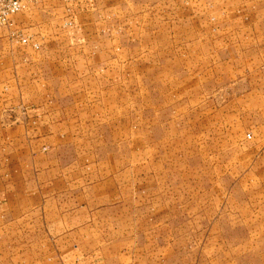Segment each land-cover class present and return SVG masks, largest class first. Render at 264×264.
<instances>
[{
	"label": "crops",
	"instance_id": "crops-1",
	"mask_svg": "<svg viewBox=\"0 0 264 264\" xmlns=\"http://www.w3.org/2000/svg\"><path fill=\"white\" fill-rule=\"evenodd\" d=\"M25 3L12 27H0V264H161L174 254L156 255L162 235H137L138 223L208 225L194 222L186 194L181 202L170 190L163 205L156 155L138 156L144 182L134 192L138 199L130 197L131 100L144 117L150 93L161 99L162 82H178L145 72L151 59L160 69L171 60L178 0ZM235 7L250 26L203 31L232 36L239 50L256 52L251 64L264 68V0H235ZM12 29L40 48L11 39ZM250 83V98L264 99V75ZM137 125L144 134L138 146L145 148V125ZM131 210L138 215L132 221ZM147 211L151 217L139 216Z\"/></svg>",
	"mask_w": 264,
	"mask_h": 264
},
{
	"label": "rangeland",
	"instance_id": "rangeland-1",
	"mask_svg": "<svg viewBox=\"0 0 264 264\" xmlns=\"http://www.w3.org/2000/svg\"><path fill=\"white\" fill-rule=\"evenodd\" d=\"M182 1L171 24L178 32L172 51H167L171 60L160 69L151 59L145 70L178 82H162L161 99L151 96L153 83H146L152 93L144 102V117L132 109L139 106L138 100H131L130 197L131 202L138 199L134 192L144 182L137 176L138 156L150 161L149 156L156 155L163 205L170 190L181 202L187 195L194 205V222L208 220V225L167 226L163 220L162 227L138 223L136 232L162 235L156 255L174 256L161 258V264H264V99L252 100L249 93L251 77L264 75V68L251 64L256 52L249 47L239 50L232 36L230 41L228 35L208 36L203 31L250 26V19L246 12L239 18L235 0ZM138 123L145 125V148L138 146L144 135ZM152 179L147 174L146 185L152 186ZM183 217L177 211V218ZM135 218L137 210H131L130 220Z\"/></svg>",
	"mask_w": 264,
	"mask_h": 264
},
{
	"label": "built area",
	"instance_id": "built-area-1",
	"mask_svg": "<svg viewBox=\"0 0 264 264\" xmlns=\"http://www.w3.org/2000/svg\"><path fill=\"white\" fill-rule=\"evenodd\" d=\"M25 0H0V27H12L14 17L26 8ZM11 39L23 45L31 44L35 49L40 48V43L32 36L24 35L19 29H12ZM251 137V134H248Z\"/></svg>",
	"mask_w": 264,
	"mask_h": 264
}]
</instances>
